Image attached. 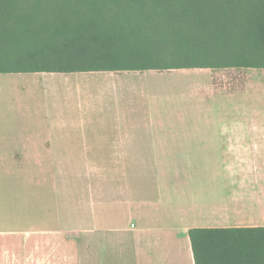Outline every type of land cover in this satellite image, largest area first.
Wrapping results in <instances>:
<instances>
[{"label": "crops", "instance_id": "obj_1", "mask_svg": "<svg viewBox=\"0 0 264 264\" xmlns=\"http://www.w3.org/2000/svg\"><path fill=\"white\" fill-rule=\"evenodd\" d=\"M139 74L117 81L144 99L147 132L116 125L81 169L78 139L54 133L64 122L11 155L49 176L42 194L43 180L26 178L28 201L7 195L0 225L22 217L25 235L66 239L50 264H194L190 229L264 227V69Z\"/></svg>", "mask_w": 264, "mask_h": 264}, {"label": "trees", "instance_id": "obj_2", "mask_svg": "<svg viewBox=\"0 0 264 264\" xmlns=\"http://www.w3.org/2000/svg\"><path fill=\"white\" fill-rule=\"evenodd\" d=\"M264 69V0H0V75ZM194 264H264V227L188 231Z\"/></svg>", "mask_w": 264, "mask_h": 264}, {"label": "rangeland", "instance_id": "obj_3", "mask_svg": "<svg viewBox=\"0 0 264 264\" xmlns=\"http://www.w3.org/2000/svg\"><path fill=\"white\" fill-rule=\"evenodd\" d=\"M137 77L142 78L144 75L137 72L0 75V205L3 206L6 196L11 194L12 204L28 201L26 193L28 191L30 195V189L28 186L25 192L24 185L30 175H33L35 182L43 180L44 188L36 192L42 194L46 190L49 174L16 169L11 155L15 150L20 151V145L28 141L31 135L46 134L47 125L64 122V130L57 129L54 133H67L78 139L76 153L79 157L74 162H78L79 169L85 168L93 160L86 156L94 150L98 136L115 134L116 125L138 126L139 131L130 132H147L144 127H139L145 121L142 110L144 99L128 92L117 81L118 78L122 79L123 84H130V80ZM131 108L136 109L131 111ZM40 200L45 201V196L41 195ZM9 225L7 222L0 225V264L57 262L55 253L66 244V239L59 237L57 242H48L46 239L41 242L39 238L25 235L22 217ZM49 247L52 254L47 252ZM56 247L59 250L55 251ZM59 256L66 258L63 253Z\"/></svg>", "mask_w": 264, "mask_h": 264}]
</instances>
